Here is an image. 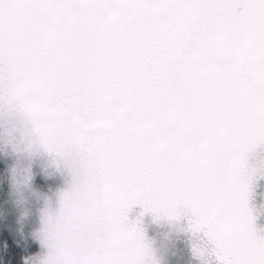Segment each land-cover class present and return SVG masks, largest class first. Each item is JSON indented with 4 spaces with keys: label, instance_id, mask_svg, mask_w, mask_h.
<instances>
[{
    "label": "clouds",
    "instance_id": "clouds-1",
    "mask_svg": "<svg viewBox=\"0 0 264 264\" xmlns=\"http://www.w3.org/2000/svg\"><path fill=\"white\" fill-rule=\"evenodd\" d=\"M42 17L55 26L38 30L35 43L63 104L52 120L41 114L47 90L12 49L22 25ZM221 63L241 74L216 98ZM0 107L64 152L65 188L109 193L95 207L80 196L91 218H72V248L56 264H158L136 250L139 234L151 240L144 205L158 200L211 212L217 237L202 238L200 264H264V225L245 226L252 145L264 144V0H0ZM117 130L127 140L123 162L107 169ZM209 148L210 170L198 167ZM189 169L203 185L191 193L173 179ZM221 243L233 250L225 259Z\"/></svg>",
    "mask_w": 264,
    "mask_h": 264
},
{
    "label": "rangeland",
    "instance_id": "rangeland-1",
    "mask_svg": "<svg viewBox=\"0 0 264 264\" xmlns=\"http://www.w3.org/2000/svg\"><path fill=\"white\" fill-rule=\"evenodd\" d=\"M42 20L44 30L55 26L47 17H42ZM74 22L59 19L56 23L64 25ZM26 26L32 30V22ZM32 43L34 47L28 52V56L19 60L35 73V83L47 90L48 96L44 103L50 107L43 108L41 114L52 120L58 115V109L63 108V104L58 102V85L50 78L47 61L39 52L35 40ZM13 45L12 42L13 52L19 57L17 48L14 50ZM236 69L221 63L214 70L210 88L216 98L226 95L230 78ZM32 118L35 120L34 116ZM195 143L196 140L190 137L183 141V148L189 156L194 152ZM252 149L255 176L246 193L245 220V226L250 233H254L258 226L264 225V144L256 142ZM0 162L4 167V174L1 176L0 173V245L1 237L9 231L23 241L26 249L35 246V250L26 258V264H56L61 256L72 248V218H91L90 212L81 210L80 196L84 195L87 203L95 207L97 201L104 204L103 193H97L91 187L86 193H82L79 188L75 191L65 188L68 163L64 152L58 149L48 136L38 134L36 129L29 131L14 112L6 111L2 107ZM204 166L209 170L214 166L211 148L200 154L198 167ZM173 179L190 193L203 187L200 173L196 169L177 174ZM188 203L191 204L190 208L187 204L185 207H178L171 200L145 203L143 219L147 237L151 240L142 234L137 236L136 250L141 258L151 253L158 264H200L207 249L197 248L198 242H202V238L207 235L215 240L217 229L215 223L216 233L207 229V217H212V214L205 205L192 200ZM189 211L191 217L181 220V215ZM88 222V219L84 220L85 224ZM232 251L230 245L221 243L218 252L223 255L219 258H227Z\"/></svg>",
    "mask_w": 264,
    "mask_h": 264
},
{
    "label": "trees",
    "instance_id": "trees-1",
    "mask_svg": "<svg viewBox=\"0 0 264 264\" xmlns=\"http://www.w3.org/2000/svg\"><path fill=\"white\" fill-rule=\"evenodd\" d=\"M44 20H42L41 18L40 20L26 21L22 25L19 35L13 38L12 42L14 43L13 45L14 50H16L17 48L16 52L20 55L18 58H22V60H24L28 56V52L29 51L31 52L32 47H34L32 41L35 40V35L37 31L42 29ZM29 22H32L33 25L31 27L32 30H29V27L26 26V24H28ZM240 74H241V70L237 68L234 75L230 78L226 95L231 87L232 79L239 77ZM117 133L118 135L116 136L115 140L109 143L104 153V159L102 163L104 167L107 169L118 168L123 162L127 140L123 132L117 130ZM2 168L4 167L0 162L1 176L2 174H4L2 172ZM102 193H103L104 204L106 205L109 199V193L107 191ZM135 209L136 208H133V210ZM210 219L209 217H207V221H208L207 229L213 230ZM207 232L209 231L207 230ZM213 232L215 231L213 230ZM198 243L199 245H197V248H204L202 246V242L199 241ZM0 247H1V259H0L1 264H26V258L29 256L30 252H33L35 250V246L31 247L30 249H26L25 246L23 245V241L20 240L18 236L11 234L9 231H6L1 237Z\"/></svg>",
    "mask_w": 264,
    "mask_h": 264
},
{
    "label": "flooded vegetation",
    "instance_id": "flooded-vegetation-1",
    "mask_svg": "<svg viewBox=\"0 0 264 264\" xmlns=\"http://www.w3.org/2000/svg\"><path fill=\"white\" fill-rule=\"evenodd\" d=\"M210 218H211L212 220H211ZM209 219L211 220V223H212L211 226L213 227V230L215 231L214 233H216V229L214 228V219H213V216H212V217L209 216Z\"/></svg>",
    "mask_w": 264,
    "mask_h": 264
}]
</instances>
